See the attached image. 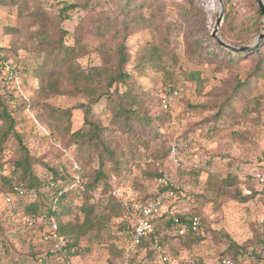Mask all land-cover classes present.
Returning a JSON list of instances; mask_svg holds the SVG:
<instances>
[{
	"label": "rangeland",
	"instance_id": "374dc122",
	"mask_svg": "<svg viewBox=\"0 0 264 264\" xmlns=\"http://www.w3.org/2000/svg\"><path fill=\"white\" fill-rule=\"evenodd\" d=\"M14 1L12 5H0V49L6 59L15 65L17 84L8 82L3 72L0 74V102L14 117L16 132L23 135V143L33 157V172L40 177L48 174L40 163L57 168L59 173L63 166L75 180L80 170L77 175L74 174L73 164L79 167L80 151H87L83 140L80 138L76 145L69 146L62 136H57V141L53 143L44 141V130L47 131L48 127L39 117L41 110H16L20 102L15 96L24 88L31 96L38 86L32 73L41 59L34 55L32 35L37 25L33 29L31 15L37 9L43 10L51 21V29L59 27L66 32L63 43L67 46H72L74 39H79L77 46L86 48L80 49L76 62L87 70L102 64V57L94 48L106 42L113 52V48L127 36L123 26L130 22L132 16L142 13L138 8L128 10L126 2L140 5L145 0ZM188 1L196 8H204L206 13L189 20L178 19L181 26L196 33L201 26L197 21L207 25L211 21V32L215 21V0H148L151 6L147 12L154 13V8L160 7L168 16L182 18ZM64 3L71 4L73 8L61 15ZM229 5L230 19L234 24L242 20L247 23L255 21L257 5L254 0H229ZM225 11L224 6V18ZM256 27L259 29L258 35L263 32L264 19L261 16ZM160 32L161 26L133 32L125 40L127 53L133 59L146 42L161 39L164 33ZM258 35L240 46L248 45ZM173 44L179 45L178 39H174ZM199 52L187 46V50H183V62L179 67H167L163 71L166 74L151 69H146L140 75L133 73L134 87L145 95V106L152 117L154 130H139V139L145 143V147L136 145L138 157L133 161L130 155L123 157L124 169L119 175L112 174L110 186L118 188L119 194L126 197L151 198L155 191L153 174H170L176 179L180 197L172 199L167 213L195 216L200 221V229L198 234L177 237L176 226L169 228L160 225L158 235L167 246L170 263L158 260L153 256L151 246H146L133 258L132 264H215L220 257H231L233 254L236 264H264V77L251 81L244 97L234 104L232 113L215 119L216 110L210 106L222 102V96L212 93L227 90L222 82H232L236 74L243 80L252 62L243 60L236 71L218 73L217 63ZM132 59L128 68L132 66ZM171 84L179 86L181 91L171 111L165 114L160 111L158 100L167 89L166 85ZM45 102L59 110L72 109L69 119L71 131L82 127L83 110L77 108L85 102L82 98L55 96ZM94 112L101 125L106 127L110 122L109 114H104L101 107L95 108ZM63 123L56 120L53 124L60 126ZM2 127L0 121V129ZM111 127L113 133L108 137L109 146L121 152L124 147L121 142L126 134L117 132V127L113 125ZM177 140H189V144L182 153L180 166L174 167L169 162L168 150L170 144ZM58 145L66 148L62 156L56 149ZM16 146L12 134H9L3 145V158H10ZM105 163L106 168L111 166L108 161ZM97 165V159H94L90 166L82 168L88 173ZM255 174L261 176L262 184L256 180L249 181L250 175L254 178ZM73 179L63 184L66 191H72L73 196L68 201L70 211L61 220L64 224L68 222L80 226L83 222L80 208L84 198L81 201L79 196L74 195L77 185ZM83 181L87 182V177ZM249 188L255 191L253 199L239 201L238 196H246ZM108 197V190L104 194L100 188L92 191L91 198L85 204L95 207L91 229L76 237L78 246H74L75 251L69 262L49 253V245L42 237L45 235L43 228L38 224L28 226L23 222L25 215L21 212L26 201L13 198V206L21 204L18 210L13 213L4 211L0 215V264H115L120 259L119 251L125 242L118 223L112 217L113 210L106 204ZM3 204L6 203L0 198V205ZM232 243L234 248H231Z\"/></svg>",
	"mask_w": 264,
	"mask_h": 264
},
{
	"label": "trees",
	"instance_id": "16d2710c",
	"mask_svg": "<svg viewBox=\"0 0 264 264\" xmlns=\"http://www.w3.org/2000/svg\"><path fill=\"white\" fill-rule=\"evenodd\" d=\"M147 1L141 2L140 5H136L134 2H126L125 5L128 10L138 8L142 13L132 16L130 22L123 26V29L127 31V36H130L133 32L145 30L147 27L156 28L161 26L162 32L160 33H164L161 39H158L157 42H146L141 47L142 49L136 55L134 54L133 59L131 54L127 53L128 48L125 44L127 36H124L123 42H119L113 48V52L111 51L112 48L110 45L103 42L100 46L94 48L101 55L102 64L100 66L90 67L87 70H83L76 62L80 55V49L86 48L77 46L80 42L79 39H74V44L67 46L63 43L66 32L59 27L51 29L49 26L51 21L43 10L37 9L31 15L33 18V29L37 25L32 35L35 42L34 55L36 56L35 58L38 57L41 59V63L35 67L32 73V77L38 82V86L31 96L27 95L26 88L15 96L20 102L16 110L28 111L30 108H38L41 110L42 114L39 117L44 119L48 127L47 131L44 130V141L48 140L53 143L57 141L55 139L57 136H62L66 139L65 143L69 146L70 144L76 145L80 138L83 140L87 151H80L82 152V156L80 155L81 162L77 161L80 167V175H77L75 180L71 177V174L67 173L63 166L59 173L57 168L40 163L48 174L40 177L33 172V157L30 156L27 146L23 143V135L16 132V121L14 117L4 104L0 102V121L3 124V127L0 129V169L6 168L8 170V175H0V198L3 200L2 195L12 194L15 187L23 189L26 192V196L13 195V198L19 199L20 202L26 201L21 213L25 216L38 219L53 218L61 234L74 239V246H78L76 237H80L79 235H83L91 229L92 217L95 213L94 205L86 206V202L91 198L92 191L100 188L104 194L108 190L109 197L106 204L113 210L112 217L118 223L125 242L119 251V257H121L123 250L128 246L127 232L131 226L129 221L122 220L121 218V202L111 195L112 190L118 189L115 186H110L113 177L112 174L119 175L124 169L123 165L125 162L122 161L124 156L127 157L130 155L132 161L138 157L136 145L139 144L145 147V143L139 139V130H154L152 117L145 106L147 102L145 95L140 94L134 87L133 73L140 75L146 69L163 72L167 67H179L184 58L183 50H187V46H189L190 50L200 51L199 53L204 57L208 56L217 63L218 67L216 71L218 73H222V71H236L241 61L249 60L252 62V66L249 68L243 80L236 74L232 82H222L227 87V90L221 91L222 93H212L214 96H222V102L210 106V108L216 110L214 114L215 119H220L224 114L225 116L228 115L229 112L232 113L234 104L244 97L251 81L264 77V41L252 53H230L212 39L210 35L211 21L208 25L202 22L200 24L197 21L201 26L196 33L190 32L181 26L180 21L184 19L189 20L198 17V15H204L206 13L204 8H196L191 1H188V6L184 8L185 12L182 18H173L172 16H168L169 14L160 7L158 9L154 8V13H148L147 10L151 5ZM2 4L12 5L15 4V1L9 0V2H5L4 0H0V5ZM224 6L226 10L225 18L219 35L227 43L238 47L246 44L250 39L258 35L259 29L256 25L260 22V12L257 8L255 9V21L247 23L246 20H242L239 24H234L230 19L231 13L228 9L230 6L229 0H224ZM72 8L73 6L71 4L64 3L60 14L63 15L65 11ZM9 33L14 34L16 32ZM174 39H178L179 45L174 46ZM131 59L132 66L128 68L127 65L131 62ZM7 62L10 63L0 49V74L3 72V63ZM12 66L16 74L15 65L13 64ZM163 73L166 74L165 72ZM195 79L199 80L197 76H195ZM166 86L167 89L162 94L177 89L180 95L181 90L179 86H175L174 84ZM162 94L158 100L159 109ZM55 96L80 97L85 101L77 106V108L83 110V124L81 128L76 131L70 130L69 119L72 109L59 110L45 102L47 99ZM97 107H101L103 113H108L110 116V122L106 127L101 125L94 114V109ZM160 111L163 112L161 109ZM170 111L163 113L166 114ZM39 117L37 118L39 119ZM56 120H62L64 122L63 125L55 126L53 123ZM111 125L117 127V132L126 134L124 143L121 142L124 146L121 152H116L112 146H109L110 138L108 137L109 134L113 133ZM9 134H12L17 146L12 156L4 159L2 156L4 152L3 145ZM131 141L133 144H131ZM63 147L58 145L56 148L60 156L65 153L66 148ZM94 159H97V168L90 169L91 172L88 173L87 171H83L82 166H90ZM106 161L111 164L109 168H106ZM34 162L36 161L34 160ZM160 174V172L153 174L154 181ZM85 177H87V182L84 183L83 180ZM72 179L73 181H77V183L75 182L77 186L74 195L79 196L81 201L84 198V204L80 208L81 214L83 215V222L80 226H75L68 222L64 224L61 220L70 211L68 201L73 196L72 191H63L59 187H50L51 183H54V185L58 183L65 184ZM249 181H254L252 175H250ZM173 189L177 194V198H179L180 191L176 183ZM59 191H62L60 195H58ZM249 191L246 196H238V200L241 202L252 200L255 191H253V188H249ZM121 196L124 200L136 203L150 199V197L146 198V196L140 198L136 196ZM20 205H0V215L4 211H9L10 213L16 212ZM182 216L194 217L188 214L165 213L156 222L154 236H157L158 243L165 249L166 256L170 257L169 253H167V246L164 240L158 235V228L160 225L174 228L175 224L173 219L176 218L182 222ZM198 232L193 233V235L198 234ZM189 234L191 235L192 233L177 237H184ZM42 237L44 238V235ZM45 242L49 245L48 251L50 254L64 259L59 252L52 249L50 242L46 240ZM153 242L154 239L152 236L150 237V242L144 243L142 248L145 249L146 246H152ZM231 245V248L235 247L233 243ZM151 252H153L154 257L161 260L153 249ZM138 254L140 252L134 254L129 264H132L133 258ZM234 257V254L231 257L222 256L217 261L226 258L236 264ZM65 260L63 261H68ZM168 263H170V260Z\"/></svg>",
	"mask_w": 264,
	"mask_h": 264
},
{
	"label": "built area",
	"instance_id": "2783aa9c",
	"mask_svg": "<svg viewBox=\"0 0 264 264\" xmlns=\"http://www.w3.org/2000/svg\"><path fill=\"white\" fill-rule=\"evenodd\" d=\"M3 73L5 79L8 82L17 84L15 70L10 63H3ZM178 96L179 92L177 89H173L162 94L160 99V109L163 112L170 111ZM188 144L189 140H177L170 144L169 162L174 167L180 166L182 153L187 150ZM72 169L76 175L80 170L76 164H73ZM0 175H8V170L6 168H1ZM254 180H256L258 183H263V179L259 174L254 175ZM175 183L176 179L172 175L161 173L160 176L155 180V191L153 197L143 202L137 203L124 200L121 194H119L118 190H112V197L121 202L122 220L129 221L131 226L127 232L128 246L123 250L119 261H117L115 264H129L136 252L143 251V244L150 242V237L152 236L154 242L152 243L151 248L156 252L163 263L169 262L170 259L165 255L164 248L158 243L157 236H154V233L157 220L166 213L169 203L177 196L175 190L173 189ZM63 184L64 183H58L54 185V183H51L50 187H59V189L61 188L63 191H66ZM61 193L62 191H59L58 195ZM14 194L17 196H26V192H24L23 189L15 187L12 194L2 195L3 201L7 205H11ZM182 217V222L176 218L173 219V222L176 226V236H183L187 233H197L200 226L199 219L195 216ZM23 222L28 226L38 224L40 228H43L42 230L45 232L44 238L46 241L50 242L52 249L56 252H59L62 258L66 260L70 259L71 255L75 251V242L70 237L61 234L60 229L53 218L36 219L35 217L25 216L23 217ZM215 264L234 263L229 259L222 258Z\"/></svg>",
	"mask_w": 264,
	"mask_h": 264
},
{
	"label": "water",
	"instance_id": "95a60500",
	"mask_svg": "<svg viewBox=\"0 0 264 264\" xmlns=\"http://www.w3.org/2000/svg\"><path fill=\"white\" fill-rule=\"evenodd\" d=\"M257 5V8L260 12V16L264 19V0H254ZM216 3V13H215V21L210 32L212 39L223 49L226 51L239 54V53H252L256 49L260 47L262 42L264 41V29L263 32L260 33L255 39H253L248 45L236 47L233 46L226 41H224L219 35V28L223 22L224 18V3L223 0H215Z\"/></svg>",
	"mask_w": 264,
	"mask_h": 264
},
{
	"label": "crops",
	"instance_id": "0c3cea01",
	"mask_svg": "<svg viewBox=\"0 0 264 264\" xmlns=\"http://www.w3.org/2000/svg\"><path fill=\"white\" fill-rule=\"evenodd\" d=\"M168 209V208H167ZM166 213H167V210H166ZM170 213V212H169ZM142 252V251H141Z\"/></svg>",
	"mask_w": 264,
	"mask_h": 264
}]
</instances>
